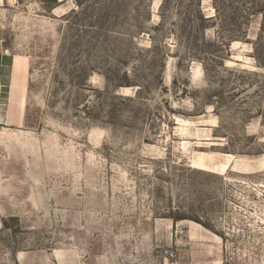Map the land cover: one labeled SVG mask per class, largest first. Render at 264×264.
Returning a JSON list of instances; mask_svg holds the SVG:
<instances>
[{
	"label": "rangeland",
	"instance_id": "1",
	"mask_svg": "<svg viewBox=\"0 0 264 264\" xmlns=\"http://www.w3.org/2000/svg\"><path fill=\"white\" fill-rule=\"evenodd\" d=\"M0 47V264H264V0H0Z\"/></svg>",
	"mask_w": 264,
	"mask_h": 264
},
{
	"label": "crops",
	"instance_id": "2",
	"mask_svg": "<svg viewBox=\"0 0 264 264\" xmlns=\"http://www.w3.org/2000/svg\"><path fill=\"white\" fill-rule=\"evenodd\" d=\"M6 64H10V59L7 54L1 50L0 47V163L5 161L8 163V160L17 159L18 150H21L23 147V135L21 131H13L6 123L8 119V112L2 111V105L4 100L5 90L9 86L8 84V76L9 73H5ZM9 72V69H8ZM15 118V117H14ZM20 133V134H18ZM5 168H9L8 164H6ZM3 168H0V176L3 175L1 172ZM1 195V192H0ZM168 258V257H165ZM170 264H180L179 261L169 262ZM157 264V263H156ZM164 264V261L161 262Z\"/></svg>",
	"mask_w": 264,
	"mask_h": 264
},
{
	"label": "built area",
	"instance_id": "3",
	"mask_svg": "<svg viewBox=\"0 0 264 264\" xmlns=\"http://www.w3.org/2000/svg\"><path fill=\"white\" fill-rule=\"evenodd\" d=\"M163 254L166 255V257L168 258H174V253L171 251L165 250Z\"/></svg>",
	"mask_w": 264,
	"mask_h": 264
}]
</instances>
